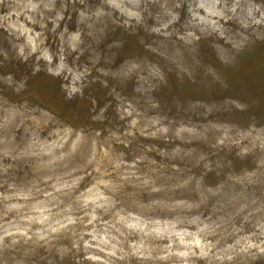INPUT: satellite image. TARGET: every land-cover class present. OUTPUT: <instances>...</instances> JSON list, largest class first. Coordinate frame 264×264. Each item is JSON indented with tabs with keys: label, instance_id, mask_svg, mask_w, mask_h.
I'll return each mask as SVG.
<instances>
[{
	"label": "clouds",
	"instance_id": "clouds-1",
	"mask_svg": "<svg viewBox=\"0 0 264 264\" xmlns=\"http://www.w3.org/2000/svg\"><path fill=\"white\" fill-rule=\"evenodd\" d=\"M261 46L264 0H0V264H264Z\"/></svg>",
	"mask_w": 264,
	"mask_h": 264
},
{
	"label": "rangeland",
	"instance_id": "rangeland-1",
	"mask_svg": "<svg viewBox=\"0 0 264 264\" xmlns=\"http://www.w3.org/2000/svg\"><path fill=\"white\" fill-rule=\"evenodd\" d=\"M90 3H93V5L95 4V2H97V0H89ZM80 7H83L82 5H80ZM76 21V16L75 14H73L72 16V20L70 22H68V26L70 28V30L74 29L76 27L75 24ZM149 23H152V21H149ZM110 39H122L124 40L125 46L126 47H133L135 44V38L134 37H126V36H120L119 33H115L113 34ZM259 55L261 57H264V46H261V51L259 52ZM81 60H84V57H81ZM246 67H250L253 66L255 64V59H248L246 62ZM233 79L237 82L236 86L230 90V92L227 93H220L217 90H213L211 93L205 92L204 90H199V92H197L196 90H193L187 86H180V87H176L174 86L171 90L172 94H175L178 96V98L181 100L182 105L185 109H187L186 114L182 113V115H186L188 118H190L193 122H195L198 118L197 114L202 111V109L196 107V106H189V101L192 99H195L197 96L200 99L206 100L209 103L212 100H216L217 102H219L220 100H222L223 95H227V94H235L241 91H246L248 94L252 95V94H256V87H255V74L253 72L250 71H243L241 73H237V74H233ZM165 99L166 97H161V103H162V108L164 109V113H167V115L171 116L173 115V112H167V108L165 107ZM140 140L143 143H151L154 145L159 146L160 148L165 147V142L161 139H156V140H147L144 137H141ZM179 143V142H177ZM150 155H156L154 152L151 153ZM157 160H161L160 156H156ZM61 243L64 244H68V240H62ZM160 243H168L167 240H164ZM70 246V245H69ZM64 264H70L69 259L66 257ZM131 264H139L138 260H136L135 258L132 259ZM165 264H168V262H165Z\"/></svg>",
	"mask_w": 264,
	"mask_h": 264
}]
</instances>
